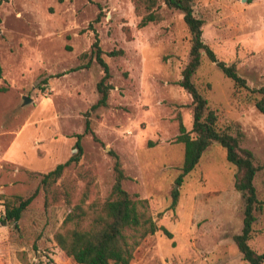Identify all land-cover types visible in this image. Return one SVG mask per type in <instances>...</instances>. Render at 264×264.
<instances>
[{"label": "rangeland", "instance_id": "rangeland-1", "mask_svg": "<svg viewBox=\"0 0 264 264\" xmlns=\"http://www.w3.org/2000/svg\"><path fill=\"white\" fill-rule=\"evenodd\" d=\"M158 4L159 19L140 28L142 13L133 0H0V221L7 202L38 189L17 227L0 222V264H75L54 233L81 199L88 204L108 197L112 154L127 177L123 188L146 199L157 227L170 234L157 229L148 235L129 264H247L233 240L242 229L244 203L225 150L210 145L177 184L183 145L175 139L179 124L190 131L193 121L191 97L178 85L191 36L180 12ZM192 6L217 59L235 65L249 89L264 87V0H192ZM95 33L111 89L107 106L91 110L103 76L91 52ZM192 81L217 115V127L238 135L260 168L253 183L263 207L248 245L264 255L259 95L237 88L204 54ZM24 97L30 101L23 103ZM77 135L79 161L53 186L59 199L45 204L41 176L77 153ZM174 192L176 207L165 211Z\"/></svg>", "mask_w": 264, "mask_h": 264}, {"label": "trees", "instance_id": "trees-1", "mask_svg": "<svg viewBox=\"0 0 264 264\" xmlns=\"http://www.w3.org/2000/svg\"><path fill=\"white\" fill-rule=\"evenodd\" d=\"M160 1L166 8L182 14L183 22L191 36L189 60L181 72V80L178 85L191 97L193 121L190 131H186L180 123L179 134L175 139L176 143L183 145V162L177 184H180L182 178L194 170L202 154L210 145L214 143L220 145L225 150L227 162L236 169L234 188L240 193L244 203L242 229L240 234L234 236V243L247 264H263L264 255L257 254L248 245L256 220L255 213L262 211L263 207V203L257 198L253 183L260 168L254 164L252 152L240 146L238 135H231L217 127V115L209 109L207 100L194 85L192 77L200 66L201 57L204 54L226 78L234 82L237 88L251 90V92L259 95L254 106L263 115L264 87L249 89L245 79L237 73L235 65H228L217 59L214 51L202 40L203 21L195 17L192 0ZM133 5L137 13H142L138 27H145L159 19L156 12L160 8L158 0H133ZM91 52L103 70V76L96 87L99 99L91 107V110H95L107 106L109 90L111 89L107 84L110 78L109 69L102 59L103 52L99 46L96 33ZM117 54L110 52L108 56L113 57ZM3 90L0 89V91ZM88 131L89 122L86 121L85 132ZM80 139L81 136L77 135L75 142L77 153L73 157L41 176L40 186L46 192L45 204H48L49 198L54 201L59 199L60 195L53 186L61 178L66 168L78 163L82 153ZM112 156L114 158L115 178L108 197L104 201H92L88 204L85 203L84 197L71 207L60 228L54 233L53 239L57 247L75 264H129L135 248L148 235H152L157 229H160L170 236L164 228L157 227L156 220L149 213L148 201L139 199L123 188L122 183L127 177L121 168L118 156L114 154ZM37 194L38 189L27 198H17L7 202L3 219L0 221L1 224L11 223L17 227V222L21 219L23 211L31 204ZM62 198L66 204H71L68 191L62 192ZM177 202L178 195L174 192L172 201L165 211L174 210ZM165 211L158 213L157 218H161Z\"/></svg>", "mask_w": 264, "mask_h": 264}, {"label": "water", "instance_id": "water-1", "mask_svg": "<svg viewBox=\"0 0 264 264\" xmlns=\"http://www.w3.org/2000/svg\"><path fill=\"white\" fill-rule=\"evenodd\" d=\"M29 101H30L29 98L26 97L23 98V103H28Z\"/></svg>", "mask_w": 264, "mask_h": 264}]
</instances>
